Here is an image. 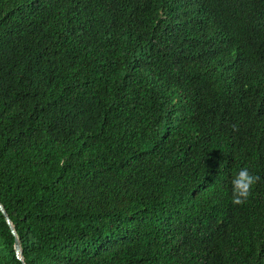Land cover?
<instances>
[{
    "label": "trees",
    "instance_id": "16d2710c",
    "mask_svg": "<svg viewBox=\"0 0 264 264\" xmlns=\"http://www.w3.org/2000/svg\"><path fill=\"white\" fill-rule=\"evenodd\" d=\"M0 202L25 264H264V0H0Z\"/></svg>",
    "mask_w": 264,
    "mask_h": 264
},
{
    "label": "clouds",
    "instance_id": "9594fccd",
    "mask_svg": "<svg viewBox=\"0 0 264 264\" xmlns=\"http://www.w3.org/2000/svg\"><path fill=\"white\" fill-rule=\"evenodd\" d=\"M233 131H238L235 124L232 125ZM261 177L252 174L247 167H241L234 172L231 184V203L233 205H243L251 195L253 186L260 181Z\"/></svg>",
    "mask_w": 264,
    "mask_h": 264
},
{
    "label": "water",
    "instance_id": "95a60500",
    "mask_svg": "<svg viewBox=\"0 0 264 264\" xmlns=\"http://www.w3.org/2000/svg\"><path fill=\"white\" fill-rule=\"evenodd\" d=\"M0 211L3 213L4 217H5V220L12 232V234L14 235V251H15V254H16V257L18 259H20L22 261V264H25L24 261H23V254H22V247H21V244H20V241L18 239V236H17V233H16V230L3 206V204L0 202Z\"/></svg>",
    "mask_w": 264,
    "mask_h": 264
}]
</instances>
